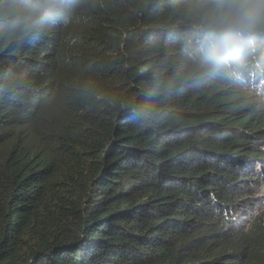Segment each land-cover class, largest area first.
I'll return each instance as SVG.
<instances>
[{
	"label": "trees",
	"instance_id": "obj_1",
	"mask_svg": "<svg viewBox=\"0 0 264 264\" xmlns=\"http://www.w3.org/2000/svg\"><path fill=\"white\" fill-rule=\"evenodd\" d=\"M0 0V264H264V49L190 42L196 0H82L37 36Z\"/></svg>",
	"mask_w": 264,
	"mask_h": 264
},
{
	"label": "clouds",
	"instance_id": "obj_2",
	"mask_svg": "<svg viewBox=\"0 0 264 264\" xmlns=\"http://www.w3.org/2000/svg\"><path fill=\"white\" fill-rule=\"evenodd\" d=\"M81 4L82 0H24L12 5L5 22L38 36ZM194 8L190 42L204 65L224 76L246 74L256 54L264 49V0H196Z\"/></svg>",
	"mask_w": 264,
	"mask_h": 264
}]
</instances>
